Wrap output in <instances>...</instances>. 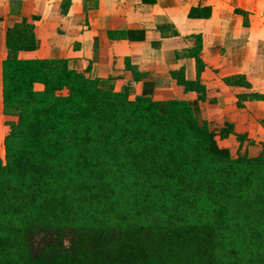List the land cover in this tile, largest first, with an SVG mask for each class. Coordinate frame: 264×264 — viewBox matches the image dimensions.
Segmentation results:
<instances>
[{"label":"trees","instance_id":"obj_1","mask_svg":"<svg viewBox=\"0 0 264 264\" xmlns=\"http://www.w3.org/2000/svg\"><path fill=\"white\" fill-rule=\"evenodd\" d=\"M6 43L33 49L32 29L13 25ZM1 94L4 114L18 112L0 158V264H237L227 232L264 209V140L255 156H232L184 100L130 97L65 59L6 57ZM126 176L156 189L159 218L81 219Z\"/></svg>","mask_w":264,"mask_h":264},{"label":"crops","instance_id":"obj_2","mask_svg":"<svg viewBox=\"0 0 264 264\" xmlns=\"http://www.w3.org/2000/svg\"><path fill=\"white\" fill-rule=\"evenodd\" d=\"M32 29L35 47L6 33ZM65 59L130 97L184 100L232 156H255L264 140V0H0L2 61ZM192 82L186 89L183 82Z\"/></svg>","mask_w":264,"mask_h":264},{"label":"rangeland","instance_id":"obj_3","mask_svg":"<svg viewBox=\"0 0 264 264\" xmlns=\"http://www.w3.org/2000/svg\"><path fill=\"white\" fill-rule=\"evenodd\" d=\"M35 88L38 90L42 88V85L37 84ZM8 111L9 113L4 114L3 117V134L6 130V120H16L18 108L14 106ZM0 158L4 159L3 137L2 139L0 137ZM108 194H110L109 198L102 201H99V197L94 198L86 206L84 216L81 219L89 223H95L99 219L118 223L121 222L120 216L143 222L159 218L160 198L156 189L134 181L131 176L114 178L110 183ZM250 196H253L252 192ZM160 197L164 199L163 196ZM195 201L194 213L200 218H206L211 209L210 203L202 196L195 198ZM260 215H264V209L258 204L254 206L249 217L244 216L245 219L239 225L241 227L239 231H236L235 226H233L234 231L230 232L231 229H229L227 232V246L235 247L240 251L237 264H264V262H259L260 258L264 260V216L261 217Z\"/></svg>","mask_w":264,"mask_h":264}]
</instances>
